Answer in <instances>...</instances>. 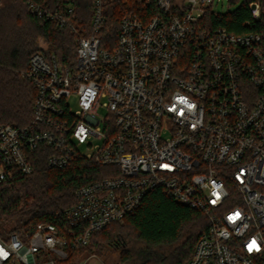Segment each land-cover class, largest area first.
I'll use <instances>...</instances> for the list:
<instances>
[{
    "label": "built area",
    "instance_id": "built-area-1",
    "mask_svg": "<svg viewBox=\"0 0 264 264\" xmlns=\"http://www.w3.org/2000/svg\"><path fill=\"white\" fill-rule=\"evenodd\" d=\"M108 1L126 0H93L87 34L69 23L72 5L28 1L77 32L75 59L46 55L45 44L30 57L22 74L37 90L33 116L0 125V182L32 173L30 152L42 145L50 167L84 157L110 169L76 190L63 225L39 223L26 238L0 229V264H59L154 189L207 218L184 264H264L263 34L201 23L214 0H127L138 10L103 37Z\"/></svg>",
    "mask_w": 264,
    "mask_h": 264
},
{
    "label": "trees",
    "instance_id": "trees-1",
    "mask_svg": "<svg viewBox=\"0 0 264 264\" xmlns=\"http://www.w3.org/2000/svg\"><path fill=\"white\" fill-rule=\"evenodd\" d=\"M29 0H2L0 3V125L17 127L30 122L36 87L22 74L30 57L38 50L54 52L63 63L75 59L76 33L70 26L59 27L54 21L31 12ZM53 10L74 7L68 21L78 32L87 34L94 13L93 0H34ZM234 3L239 0H229ZM259 1L261 15L255 18L251 2ZM129 1L105 3L104 36L115 38L120 20L130 10H138ZM201 23L210 28L225 27L235 33L259 32L264 36V0H243L232 11L218 12L210 6ZM50 148L31 150L34 170L18 173L0 182V229L6 225L23 238L32 234L39 223L63 225L66 209L75 203L76 190L94 179L109 174V167L79 157L64 168L50 167ZM204 213L183 205L162 189L147 193L141 206L123 221L113 222L94 232L86 246L72 249L59 264L72 263L92 245L109 244L121 252L116 264H184L192 255L200 236L207 230ZM129 241H136L132 246ZM133 244V243H132Z\"/></svg>",
    "mask_w": 264,
    "mask_h": 264
},
{
    "label": "rangeland",
    "instance_id": "rangeland-1",
    "mask_svg": "<svg viewBox=\"0 0 264 264\" xmlns=\"http://www.w3.org/2000/svg\"><path fill=\"white\" fill-rule=\"evenodd\" d=\"M242 1L243 0H239L234 3H230L229 0H214V10L218 12L232 11L236 9ZM70 104L73 107H76V98L72 97L70 99ZM108 112V109L104 106L99 110V114L102 117L108 115ZM81 149L84 151L86 150V147H82ZM135 242L136 241H129L128 246L135 245ZM100 246L101 245H92L86 250L81 251L75 260L70 264H116L120 262L121 252L119 250L109 244L103 245L102 248Z\"/></svg>",
    "mask_w": 264,
    "mask_h": 264
},
{
    "label": "snow or ice",
    "instance_id": "snow-or-ice-1",
    "mask_svg": "<svg viewBox=\"0 0 264 264\" xmlns=\"http://www.w3.org/2000/svg\"><path fill=\"white\" fill-rule=\"evenodd\" d=\"M248 247H249V250L251 251L254 247H256V242L253 240Z\"/></svg>",
    "mask_w": 264,
    "mask_h": 264
},
{
    "label": "water",
    "instance_id": "water-1",
    "mask_svg": "<svg viewBox=\"0 0 264 264\" xmlns=\"http://www.w3.org/2000/svg\"><path fill=\"white\" fill-rule=\"evenodd\" d=\"M251 9H252V10H255V9H256V3H252V4H251Z\"/></svg>",
    "mask_w": 264,
    "mask_h": 264
}]
</instances>
